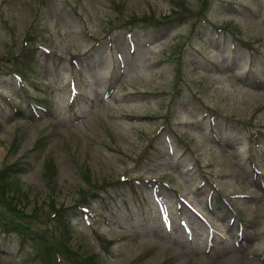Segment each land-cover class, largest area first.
Listing matches in <instances>:
<instances>
[{
    "label": "rangeland",
    "instance_id": "374dc122",
    "mask_svg": "<svg viewBox=\"0 0 264 264\" xmlns=\"http://www.w3.org/2000/svg\"><path fill=\"white\" fill-rule=\"evenodd\" d=\"M29 93L48 111L32 114ZM263 173L264 0H0V264H264ZM122 174L170 182L169 231L151 187ZM204 174L247 195L231 200L241 247L220 203L210 252L205 228L180 227L172 189L200 209Z\"/></svg>",
    "mask_w": 264,
    "mask_h": 264
},
{
    "label": "bare ground",
    "instance_id": "6f19581e",
    "mask_svg": "<svg viewBox=\"0 0 264 264\" xmlns=\"http://www.w3.org/2000/svg\"><path fill=\"white\" fill-rule=\"evenodd\" d=\"M153 262H155V261H153Z\"/></svg>",
    "mask_w": 264,
    "mask_h": 264
}]
</instances>
